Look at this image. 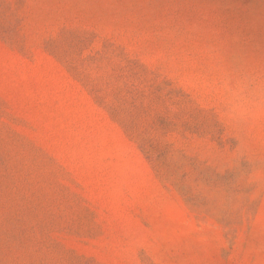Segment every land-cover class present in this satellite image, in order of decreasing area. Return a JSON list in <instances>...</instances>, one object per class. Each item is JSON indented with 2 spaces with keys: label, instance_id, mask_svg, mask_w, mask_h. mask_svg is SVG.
Returning <instances> with one entry per match:
<instances>
[{
  "label": "rangeland",
  "instance_id": "rangeland-1",
  "mask_svg": "<svg viewBox=\"0 0 264 264\" xmlns=\"http://www.w3.org/2000/svg\"><path fill=\"white\" fill-rule=\"evenodd\" d=\"M264 0H0V264H264Z\"/></svg>",
  "mask_w": 264,
  "mask_h": 264
},
{
  "label": "clouds",
  "instance_id": "clouds-1",
  "mask_svg": "<svg viewBox=\"0 0 264 264\" xmlns=\"http://www.w3.org/2000/svg\"><path fill=\"white\" fill-rule=\"evenodd\" d=\"M249 79H240L234 85L226 84L230 93V111L234 118L248 120L264 110V86L249 87Z\"/></svg>",
  "mask_w": 264,
  "mask_h": 264
}]
</instances>
